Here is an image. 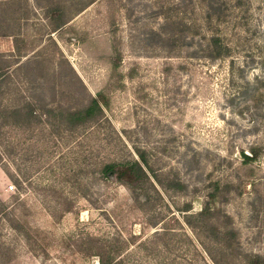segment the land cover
Masks as SVG:
<instances>
[{"label": "rangeland", "instance_id": "1", "mask_svg": "<svg viewBox=\"0 0 264 264\" xmlns=\"http://www.w3.org/2000/svg\"><path fill=\"white\" fill-rule=\"evenodd\" d=\"M0 53V264H100L93 238L126 264H205L226 227V264L264 255V0H0ZM92 96L100 116L54 115Z\"/></svg>", "mask_w": 264, "mask_h": 264}, {"label": "trees", "instance_id": "2", "mask_svg": "<svg viewBox=\"0 0 264 264\" xmlns=\"http://www.w3.org/2000/svg\"><path fill=\"white\" fill-rule=\"evenodd\" d=\"M157 12L163 14L164 21L161 23L158 29L155 30L152 29V34L157 36L158 44H161L162 46H166L167 43H170V38L174 34L173 26L172 23L170 24L169 21H167L168 17L167 15H165V13H163L164 11L162 9H159ZM208 17H211V15L208 14ZM59 24H62V22L61 21L57 22L56 26L58 27ZM210 40L211 43L215 46V54H217L215 55V57L220 56L223 53L222 45L220 44V41L216 37H212ZM208 45L210 46V43ZM1 56L2 54L0 53V62L2 61L1 58H3ZM262 63L264 66V59ZM8 69H9L8 67H4L2 64H0V86L3 84L7 85L9 82ZM35 79L36 78H34V80ZM1 92L4 91L3 90L0 91V94ZM32 105L33 103H31L30 101H25L24 103H20V104L15 103L14 105L13 104L9 105L10 116H12L16 122L23 123L25 119L24 117H30L33 114L32 112L34 111V107ZM41 108H44V106L41 105ZM53 108H48L47 110L49 112H52ZM21 109H24V112H22ZM102 112H103V106L99 98L96 96H92L80 108L78 109L62 108L61 111L54 113V115H58V114L64 115L65 118L67 119L66 121L67 126L74 127L84 124L89 120H92L100 116ZM135 151L137 154V158L131 161L129 170L136 176L146 178L148 177V170L150 167L147 161L145 151L144 149L139 147H136ZM255 154L256 153L253 150L250 153L243 151V156L246 158H253L255 157ZM112 166H113L112 164L109 165V167ZM188 207L189 205L187 204L185 206V210L188 209ZM68 209L69 207H67L65 210ZM208 210H209V206L205 204L203 207H201L200 211L198 212L199 215H193V216L206 217L210 221L212 220L217 221L219 220V218H221V216H223V218H225V222L230 223L232 221L231 215H216L218 213V210L212 212L214 215H202ZM188 221L190 220L188 219ZM235 237H236V230L234 228L226 227V229L224 228V231H216V233H213L212 239L217 244L218 249L216 251H213L210 248L205 249L207 256L205 264H226L224 258L226 256V252L228 253V248L232 246V243L228 241V239L232 240ZM93 240H95L94 244L82 248V252L89 255L91 254L97 255L100 264H126L125 258L122 255H120L119 251L107 247L105 243L98 241L97 238H93ZM166 264H171V263H166ZM249 264H264V255H260L258 253L253 254Z\"/></svg>", "mask_w": 264, "mask_h": 264}]
</instances>
